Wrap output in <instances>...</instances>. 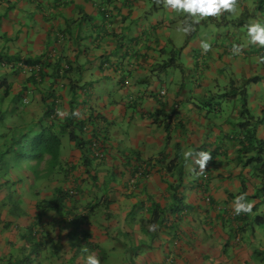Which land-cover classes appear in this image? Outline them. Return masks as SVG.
I'll return each instance as SVG.
<instances>
[{
	"label": "crops",
	"instance_id": "obj_1",
	"mask_svg": "<svg viewBox=\"0 0 264 264\" xmlns=\"http://www.w3.org/2000/svg\"><path fill=\"white\" fill-rule=\"evenodd\" d=\"M263 4L264 0H236L234 12L201 22L189 19L186 23L192 29L186 33L179 28L183 13L164 8L158 0H0V78L12 86L14 94L25 98L41 99L52 93L61 100L62 119L91 122L98 133L105 135L108 145L116 138L107 166L119 173L123 181L121 193H129L126 188L131 191L138 185L137 200L144 201V209L150 197L168 209L180 206L186 213L180 223L182 233L190 235V242L204 244L205 239L194 240L191 234L201 226L209 229L207 221L220 216L228 225V217L235 215L233 200L240 195L243 183L252 209L258 211L251 216L264 213V151L262 160L250 163L258 150L242 154L237 141L241 131L232 130L240 129L238 119L246 98L248 109L257 106L256 111L250 110V123L255 126L257 138L264 142V47L249 44L240 28L253 22L264 24ZM109 8L116 13L113 17ZM94 11L101 20L96 19ZM246 15L250 20L242 23ZM222 27L229 32L224 34ZM220 32L226 38L213 35ZM174 33L188 39L179 55ZM202 42L210 44L209 51L204 52ZM234 44L242 46L238 55L232 53ZM43 58L47 65L41 70L40 80L19 67L8 69L1 65V61L15 64L22 60L33 65ZM171 59L182 63L183 73L186 67L195 71V76H190L191 96L184 92L186 80L175 87V94L162 88L170 73L161 67ZM66 68L65 74H59ZM124 79L131 85L124 86ZM169 80L173 83L176 77ZM158 85L161 87L156 92L154 86ZM192 97L200 106L190 102ZM72 128L77 135L82 132L75 124ZM67 144L74 149L70 141ZM177 145L183 162L179 170L186 172L184 187L193 179L195 188L188 187L181 204L173 206L167 190L176 175H166L158 166L147 180L139 181L132 172L135 165L156 164L164 157L174 159ZM200 152L212 156L204 181L197 172ZM200 183L208 187L212 203L203 201ZM117 204L122 211L117 225H121L124 204ZM248 230L247 236L244 234L248 244L230 246L227 258L220 261L264 264V230ZM240 237L238 234L237 240ZM204 238L209 239L203 247L198 246L201 251L222 241ZM1 241L5 242V237L0 236V245ZM219 248L218 245L214 250ZM160 262L166 263L163 258ZM153 263L146 246L136 250V264Z\"/></svg>",
	"mask_w": 264,
	"mask_h": 264
},
{
	"label": "trees",
	"instance_id": "obj_2",
	"mask_svg": "<svg viewBox=\"0 0 264 264\" xmlns=\"http://www.w3.org/2000/svg\"><path fill=\"white\" fill-rule=\"evenodd\" d=\"M176 62L171 59L161 70L176 67ZM46 65H41V70ZM24 99L14 94L12 86L0 78V195L7 192L0 200V236L5 237V242L1 241L0 245V264H87V257L92 255L100 260V264L109 261L110 264H136L135 252L142 246H146L150 257L158 252L160 258L161 254L165 264H224L220 259L227 258L225 254L229 252L231 235L236 240L238 234L242 235L239 239L244 240L249 228L264 230V213L251 216L258 212L257 209L231 215L228 225L220 216L216 221H207L209 229L201 226L198 228L200 234L198 231L191 234L194 240L205 239L204 244L209 239L204 238L207 236L222 239L220 244L214 243V247L201 251L198 246L204 244L196 245L198 242L189 241L190 235L186 237L182 233L180 223L186 213L181 212L180 206L168 209L150 197L148 208L144 209V201L137 200L140 196L136 191L138 185L131 191L126 188L129 193H121L122 183L114 176L119 173L107 166L104 151L98 150L108 145L105 135L98 132L90 137L77 135L72 125L82 130L84 123L73 117L62 119L63 115L59 114L63 112L59 105L61 100L52 93L41 99L28 98L27 103ZM246 102L245 98L244 111L240 115L244 123L240 124L242 131L237 141L242 154L251 149L258 150L257 157L250 160L252 163L262 160L264 142L257 138L256 129L250 127L252 116ZM8 119L15 121L8 124ZM63 139L70 141L74 149L71 144L63 145ZM95 144L98 149L94 148ZM88 147V154L83 153ZM181 158L177 145L174 159L164 157L156 164L135 165L132 174L144 181L158 166L166 175L172 172L176 175L175 181L168 183L167 193L176 206L182 202L186 181V172L179 170L183 165ZM206 168L210 169L209 163ZM204 171L197 166L203 181L208 178ZM53 182L58 185L48 188ZM203 184L200 183L203 201L208 199L210 203L208 187L204 188ZM41 185H44L43 189L36 193ZM27 187L33 191L26 194ZM246 188L243 183L240 195L246 194L249 202L251 197ZM31 199L36 201L30 202ZM120 201L124 204L125 218L123 224L117 225L122 212L117 207ZM30 204L34 211L30 210ZM91 225L94 231L87 229ZM64 228L67 237L63 240L60 233L56 235L55 232ZM218 245L221 248L214 250Z\"/></svg>",
	"mask_w": 264,
	"mask_h": 264
},
{
	"label": "clouds",
	"instance_id": "obj_3",
	"mask_svg": "<svg viewBox=\"0 0 264 264\" xmlns=\"http://www.w3.org/2000/svg\"><path fill=\"white\" fill-rule=\"evenodd\" d=\"M158 3L162 4L164 8L170 11L186 14V17L192 20L193 22H198L208 17H215L224 12H234L236 8V0H158ZM107 20H108L107 22H109V15ZM191 29H192V25L187 24L184 26L183 30L187 33L190 32ZM247 42L251 45H258L264 47V24L260 22H253L247 26ZM201 47L204 50V52H207L210 49V44L207 42H202ZM241 51H242L241 45L234 44L232 46V53L234 55L240 54ZM46 61L47 59L43 58L41 59V62L38 63L37 65L36 64L29 65L24 60L17 62L15 64L1 61L2 62L1 65L8 69H13L15 66L17 68L19 67L21 69L28 71L29 73H31V75H34L36 79L40 80L41 65H43ZM66 70L67 68L63 69L61 75L65 74ZM130 70H133V68H131ZM123 84L124 86H129L131 85V82L128 79H124ZM83 90L85 91L86 89ZM163 92L162 94H165V92L164 93ZM80 94H82V92H80ZM27 99L28 98L24 99L25 103H27ZM81 101H83V99ZM59 105L61 106V102L59 103ZM59 114L63 115L64 113L59 112ZM77 114L78 117L79 113L77 112ZM96 132L97 131L95 130L94 124H92L91 122H85L82 128V132L79 133L78 135L82 136L84 134L86 137H90L92 134H95ZM98 141H101V139H99ZM94 148L98 149V144H95ZM88 149L89 147L84 148L83 153L88 154ZM198 156L199 159L196 161V163L199 165L201 170H204L208 162L212 159L211 153L200 152ZM101 157H103V155ZM81 158L83 157L81 156ZM232 208L234 214L238 216L250 212L252 205L250 202L247 201V195L241 194L234 198L232 203ZM182 215H184V213H182ZM134 262L136 263V252H135ZM87 264H100V260L94 255L88 256Z\"/></svg>",
	"mask_w": 264,
	"mask_h": 264
},
{
	"label": "rangeland",
	"instance_id": "obj_4",
	"mask_svg": "<svg viewBox=\"0 0 264 264\" xmlns=\"http://www.w3.org/2000/svg\"><path fill=\"white\" fill-rule=\"evenodd\" d=\"M108 10H111V15H112V17H113V15L114 14H116L115 13V11H112V8L110 9H108ZM250 13H251V11H249ZM94 13H96V15H97V11H94ZM183 16H185V17H183L180 21H179V28L180 29H184V26L185 25H187V21L189 20L187 17H186V15L185 14H182ZM96 19L97 20H101V18L97 15L96 16ZM131 20V19H130ZM172 21L174 20V19H171ZM234 20H236V19H234ZM247 20H250V18L246 15V16H244L243 18H242V23L243 22H245V21H247ZM198 22H201V20L200 21H198ZM250 23H248V25H249ZM248 25H245V26H243V27H241L240 26V28H241V31L243 32V33H245L246 34V36H247V26ZM222 30H224L223 31V33L224 34H227L228 32H229V29H225V27H222ZM232 31H233V29H231ZM223 33H214L213 35L214 36H217L218 38H221V39H224V38H226V37H224V35H223ZM235 33H236V31H235ZM175 34V36H176V38H175V40H174V45H177V48H178V55L179 54H182V52L185 50V45L187 44V41H188V39H187V36L186 37H184L185 35L184 34H182V33H179V34H176V33H174ZM181 37H184V40H180L181 39ZM244 41H246V39L244 40ZM248 45V44H247ZM256 46V45H255ZM258 48H259V46H258ZM185 54H187V53H185ZM170 60H168L167 62H169ZM184 63V62H183ZM176 64H177V66L176 67H170V68H168V69H166L165 71H168L167 73H170L169 75H167L166 76V78L164 79V83H162L163 84V89L164 90H168V91H171V93H174L175 94V92H174V90H175V87H178V84L179 85H182L183 84V82L186 80V86H185V90H184V92L186 93V95H188V96H191L190 94H188V93H190V91H191V89H192V84H191V82H192V80H191V78H190V76L191 75H194L195 76V71H193V68H191V67H186L187 68V70H184V73H183V70H182V68H183V65H182V63L179 61H177L176 62ZM175 64V65H176ZM185 65V64H184ZM164 71V70H163ZM166 73V74H167ZM263 76V75H262ZM172 77H176V80L172 83V81L171 80H169V79H172ZM177 77H178V79H177ZM262 78H264V77H262ZM160 87L161 86H154V90L156 91V92H159V89H160ZM196 97V96H195ZM195 97H192V98H190V102L191 103H193V104H196V105H198V106H200L199 105V103L197 102V100H195ZM215 98V97H214ZM219 98L218 97H216L215 98V100L217 101ZM213 100V99H212ZM180 108L181 109H183V110H185V107H183V105H181L180 106ZM201 108H203L202 106H201ZM241 110H242V112L244 111V109L243 108H241ZM256 111L257 110V106H251L250 108H249V111ZM12 121H15V120H10V119H8V124L10 123L11 124V122ZM241 123H244L241 119H238V127L240 128V129H238V128H235V127H232V130H239V131H242V128L240 127V124ZM250 127H252V128H255L253 125L252 126H250ZM115 140H116V138H112L111 140H110V145H104L102 148H99L98 150H103L104 151V155H105V158L106 159H108L110 156H111V154H112V152L114 153V145H115ZM63 141H64V144L63 145H65V144H67V140L66 139H63ZM67 149V148H66ZM66 151H63L62 152V154H64V155H66ZM48 158V157H47ZM46 158V159H47ZM112 174H114V173H112ZM114 176H115V180H117V182L118 183H122L123 181H121L120 179H119V174L118 175H116V174H114ZM109 182H113V179H109ZM56 185H58V182L56 183V182H53L52 184H50V185H48V188H52V187H55ZM43 186L44 185H41L39 188H38V190L36 191V193L39 191V190H41V189H43ZM188 187H194L195 188V186H194V181H193V179H191L190 181H189V183H186L185 184V187L183 186V190H182V195L184 194V191L185 190H188ZM16 189V188H15ZM17 189H20V187L18 186L17 187ZM26 190H24L25 192H26V194L28 193V192H32L33 190L32 189H30V188H25ZM36 189V188H35ZM7 194V192H3L2 193V195H0V200L2 199V197H3V195L5 196ZM13 195V194H12ZM22 196H23V193H22ZM21 196V197H22ZM34 202V201H36L35 199H31L30 200V202ZM30 210H32V211H34L33 210V207H32V205L30 204ZM87 229L89 230V231H94V226L93 225H91V226H89V227H87ZM57 233H60V238L61 239H65L66 237H67V229L65 230V228L64 229H62V230H59L58 232H55V234L57 235ZM56 235H54L55 236V238L57 239V236ZM250 236L251 237H253V235L252 234H250ZM12 237H13V234H12ZM230 241H231V243H230V246H233L234 244L235 245H247L248 244V240H240V239H238V240H236L235 239V236L234 235H231L230 236ZM259 241H257V243H258ZM262 246H263V244H262ZM259 247V246H258ZM257 247V248H258ZM259 258V257H258ZM161 259H162V255L160 254V258H159V256H158V254L156 255V256H152L151 257V260H152V263L153 262H155V263H158L159 261H161ZM121 260V259H120ZM112 261V260H111ZM122 261V260H121ZM161 263V262H160ZM108 264H110V261L108 262ZM161 264H163V263H161Z\"/></svg>",
	"mask_w": 264,
	"mask_h": 264
},
{
	"label": "built area",
	"instance_id": "obj_5",
	"mask_svg": "<svg viewBox=\"0 0 264 264\" xmlns=\"http://www.w3.org/2000/svg\"><path fill=\"white\" fill-rule=\"evenodd\" d=\"M164 93V92H163Z\"/></svg>",
	"mask_w": 264,
	"mask_h": 264
}]
</instances>
